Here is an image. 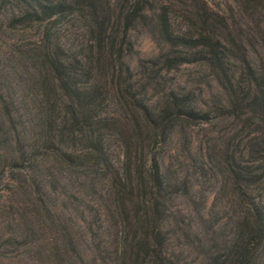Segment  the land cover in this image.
I'll return each instance as SVG.
<instances>
[{"label":"trees","instance_id":"16d2710c","mask_svg":"<svg viewBox=\"0 0 264 264\" xmlns=\"http://www.w3.org/2000/svg\"><path fill=\"white\" fill-rule=\"evenodd\" d=\"M0 262L264 264V0H0Z\"/></svg>","mask_w":264,"mask_h":264},{"label":"rangeland","instance_id":"374dc122","mask_svg":"<svg viewBox=\"0 0 264 264\" xmlns=\"http://www.w3.org/2000/svg\"><path fill=\"white\" fill-rule=\"evenodd\" d=\"M131 40L133 42L134 52L131 60L138 56H144L149 54L155 49V44L147 33L141 29H136L131 31ZM211 198V195L208 196V200ZM180 204H184V201L179 200ZM187 258L197 259L199 254L194 251L191 247H187L182 252ZM0 264H14V263H2ZM19 264V263H16Z\"/></svg>","mask_w":264,"mask_h":264}]
</instances>
